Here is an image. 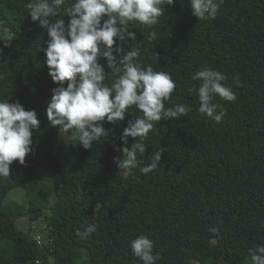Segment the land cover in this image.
<instances>
[{
    "label": "trees",
    "instance_id": "trees-1",
    "mask_svg": "<svg viewBox=\"0 0 264 264\" xmlns=\"http://www.w3.org/2000/svg\"><path fill=\"white\" fill-rule=\"evenodd\" d=\"M26 2L0 0V21L15 38L9 47L0 41V99L34 109L40 128L25 164L14 161L13 175L0 180V264H142L130 246L139 235L154 241L157 264H251L248 249L264 245V0H225L216 19L202 21L192 15L190 0H175L155 26L156 40L142 25L130 28L136 40L125 49L139 44V63L176 82L165 107L179 103L191 111L155 123L145 153L138 152L135 177L128 178L115 158L135 143L121 141L128 121L142 115L134 106L123 121H105L108 137L91 149L70 143L62 159L54 153L59 131L46 109L58 85L42 50L47 31L27 15ZM204 67L224 73L236 94L234 102L216 97L226 109L221 122L201 115L197 94L186 91L199 86L191 77ZM160 148L161 165L142 174L139 168ZM39 179L50 184L51 195ZM16 188L26 192L27 204L6 201ZM99 201L102 210L93 215ZM23 216L47 219L45 244L17 230ZM84 221L96 223L97 231L79 239L75 231Z\"/></svg>",
    "mask_w": 264,
    "mask_h": 264
},
{
    "label": "clouds",
    "instance_id": "clouds-1",
    "mask_svg": "<svg viewBox=\"0 0 264 264\" xmlns=\"http://www.w3.org/2000/svg\"><path fill=\"white\" fill-rule=\"evenodd\" d=\"M224 2L190 0L192 15L199 21L214 20ZM174 4L175 0H27L23 5L31 20L47 31V47L42 50L47 57L49 75L58 86L52 89L46 113L50 124L58 126L65 144L75 143L89 150L93 142L108 137L105 121L113 124L123 121L133 106L142 113L129 120L121 134L125 145L129 137L135 138L131 148H123V157L115 158L125 178L135 177L133 168L138 152L145 153L144 141L155 123L187 116L191 111L179 103L166 108L165 101L171 100L177 87L171 74L155 71L151 65L143 67L138 59L139 44L129 43V50L124 47L126 42L136 40V32L130 30L132 26L142 25L151 30L148 39L156 40L155 26L165 16V7ZM65 16L70 18L67 23ZM3 23L0 21V41L9 47L15 38ZM106 66L110 71H106ZM191 79L200 82L198 87L186 88L188 93L197 94L198 112L221 122L226 109L214 103L216 97L236 100V94L225 83L228 77L204 67ZM233 83L239 85L240 81L234 78ZM39 128L34 109L26 110L19 100L0 99V180L13 175L10 166L14 161L25 164L26 156L33 152V131ZM116 150L120 151L119 147ZM162 152L160 148L152 154L150 163L139 171L146 175L160 166ZM56 203L55 198L49 197V206ZM97 227L96 223L84 221L75 234L79 239H87ZM209 231L219 234V228ZM130 246L142 264H157L161 259L159 253H154V241L146 235L133 239ZM248 254L251 264H264V245L248 249Z\"/></svg>",
    "mask_w": 264,
    "mask_h": 264
},
{
    "label": "rangeland",
    "instance_id": "rangeland-1",
    "mask_svg": "<svg viewBox=\"0 0 264 264\" xmlns=\"http://www.w3.org/2000/svg\"><path fill=\"white\" fill-rule=\"evenodd\" d=\"M46 48V47H45ZM69 144H65L63 139L61 138V135L59 133L58 135V141L57 144L54 147V153L62 159L69 147ZM40 182V179H39ZM41 185L43 187V193L45 195H51V186L49 183H47L44 179L41 180ZM17 201L20 203L27 204L28 199L26 196V192L23 189H13L7 196L6 201ZM102 210V204L101 202H97V204L94 206V209L92 211L93 215H97ZM17 230H24L29 231L32 234L35 235V238H39L40 244L43 245L48 241V232H47V219L45 217H41L39 220L35 222H30L29 218L26 216L20 217L16 222ZM41 264H54L53 260L50 259L44 263Z\"/></svg>",
    "mask_w": 264,
    "mask_h": 264
},
{
    "label": "built area",
    "instance_id": "built-area-1",
    "mask_svg": "<svg viewBox=\"0 0 264 264\" xmlns=\"http://www.w3.org/2000/svg\"><path fill=\"white\" fill-rule=\"evenodd\" d=\"M36 240L38 241V243H40V240H39V238H37V237H36Z\"/></svg>",
    "mask_w": 264,
    "mask_h": 264
}]
</instances>
